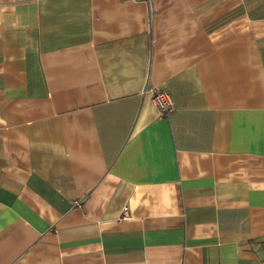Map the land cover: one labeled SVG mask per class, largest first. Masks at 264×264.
<instances>
[{"label": "crops", "instance_id": "0c3cea01", "mask_svg": "<svg viewBox=\"0 0 264 264\" xmlns=\"http://www.w3.org/2000/svg\"><path fill=\"white\" fill-rule=\"evenodd\" d=\"M0 264H264V0H0Z\"/></svg>", "mask_w": 264, "mask_h": 264}, {"label": "built area", "instance_id": "2783aa9c", "mask_svg": "<svg viewBox=\"0 0 264 264\" xmlns=\"http://www.w3.org/2000/svg\"><path fill=\"white\" fill-rule=\"evenodd\" d=\"M131 1H147L151 2V0H131ZM153 102L158 107L161 116L166 118L169 117L173 112V98L172 96L164 91V90H156L153 96Z\"/></svg>", "mask_w": 264, "mask_h": 264}]
</instances>
